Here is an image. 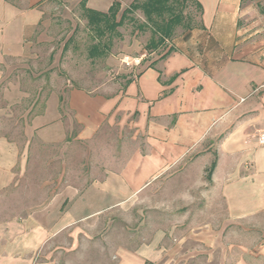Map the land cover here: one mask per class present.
Returning a JSON list of instances; mask_svg holds the SVG:
<instances>
[{
	"label": "crops",
	"instance_id": "crops-1",
	"mask_svg": "<svg viewBox=\"0 0 264 264\" xmlns=\"http://www.w3.org/2000/svg\"><path fill=\"white\" fill-rule=\"evenodd\" d=\"M198 1L203 26L168 44L123 88L112 94L51 91L33 118L36 135L52 142L61 141L72 122L79 127L75 138L88 140L102 126H123L131 117L135 136H144L143 151L136 149L129 163L133 189L175 161L183 162L185 174H197L215 160L207 179L208 217L147 218L144 239L122 243L113 237L114 264H264V144L257 140L264 131V7ZM111 2L86 5L106 11ZM42 14L39 0H0V64L26 55V38ZM205 142L215 149L203 148ZM6 143L1 140L0 154L12 165L15 150ZM121 190V174L110 173L79 197L83 206L106 198L111 204ZM66 216L65 222L73 221L70 212ZM36 233L40 243L45 236Z\"/></svg>",
	"mask_w": 264,
	"mask_h": 264
},
{
	"label": "rangeland",
	"instance_id": "rangeland-1",
	"mask_svg": "<svg viewBox=\"0 0 264 264\" xmlns=\"http://www.w3.org/2000/svg\"><path fill=\"white\" fill-rule=\"evenodd\" d=\"M79 1L39 0L43 14L26 38V55L0 64V142L5 140L15 150L12 165L0 154V183L9 178L0 187V264H114L113 237L122 243L131 237L144 239L151 226L147 218L209 215L205 168L203 173L185 174L183 162L175 161L147 176L138 189L132 188L129 163L136 149L143 151L144 136H135L131 117L123 126H102L88 140L75 138L79 129L75 122L61 141L44 140L33 131V118L43 112L51 91L75 87L112 94L187 32L177 27L172 39L148 51L150 30L138 32L125 23L117 28L121 38L113 37L107 55L90 58L91 35ZM110 1L87 0V5L97 2L105 8ZM131 1L121 0V8ZM170 1L186 20L201 21L191 0ZM247 6L262 8L264 0H241L239 7ZM135 17L144 21L139 11ZM215 145L205 142L203 148L211 151ZM110 173L121 174L120 198L83 206L80 194ZM68 212L73 216L70 223L65 222ZM37 230L45 236L40 243L34 238Z\"/></svg>",
	"mask_w": 264,
	"mask_h": 264
},
{
	"label": "trees",
	"instance_id": "trees-1",
	"mask_svg": "<svg viewBox=\"0 0 264 264\" xmlns=\"http://www.w3.org/2000/svg\"><path fill=\"white\" fill-rule=\"evenodd\" d=\"M187 1V0H182ZM195 8L202 14V5L198 0H191ZM81 16L85 19L86 26L91 35V42L87 47V56L99 58L107 55L112 45L114 36L121 38L117 28L129 23L138 32L145 29L150 30V37L146 43V50L157 49L164 45L166 41L174 37L177 27L185 30L203 26L199 23H191L186 20L180 11H176L170 0H132L127 6L121 8V0H112L106 11L90 8L86 5V0L79 1ZM139 11L144 21L140 22L135 17V12ZM67 41L63 45L66 49ZM172 48L163 54L166 55ZM130 78L125 79L128 83ZM215 165L213 160L206 168V178L209 179ZM144 264H151L145 261Z\"/></svg>",
	"mask_w": 264,
	"mask_h": 264
},
{
	"label": "built area",
	"instance_id": "built-area-1",
	"mask_svg": "<svg viewBox=\"0 0 264 264\" xmlns=\"http://www.w3.org/2000/svg\"><path fill=\"white\" fill-rule=\"evenodd\" d=\"M257 140L260 144H264V131H260L258 133Z\"/></svg>",
	"mask_w": 264,
	"mask_h": 264
}]
</instances>
